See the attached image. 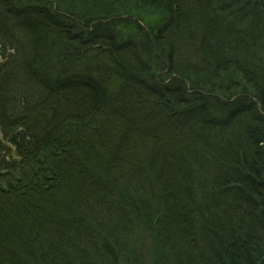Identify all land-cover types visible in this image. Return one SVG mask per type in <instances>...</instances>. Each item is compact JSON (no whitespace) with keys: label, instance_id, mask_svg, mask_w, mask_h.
Wrapping results in <instances>:
<instances>
[{"label":"trees","instance_id":"1","mask_svg":"<svg viewBox=\"0 0 264 264\" xmlns=\"http://www.w3.org/2000/svg\"><path fill=\"white\" fill-rule=\"evenodd\" d=\"M0 264H264V0H0Z\"/></svg>","mask_w":264,"mask_h":264}]
</instances>
